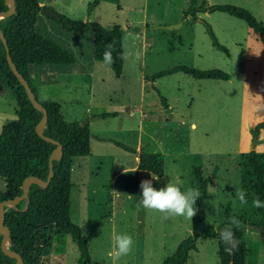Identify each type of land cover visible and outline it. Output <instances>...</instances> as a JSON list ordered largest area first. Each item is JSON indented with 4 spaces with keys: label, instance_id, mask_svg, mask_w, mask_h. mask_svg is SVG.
<instances>
[{
    "label": "rangeland",
    "instance_id": "rangeland-1",
    "mask_svg": "<svg viewBox=\"0 0 264 264\" xmlns=\"http://www.w3.org/2000/svg\"><path fill=\"white\" fill-rule=\"evenodd\" d=\"M41 1L68 20L123 29L124 61L120 76H115L103 61L93 59L90 29L79 39L43 14L36 21L37 31L70 50L77 61L73 66L83 71L72 73L71 65H31L29 80L38 97L58 102L66 122L113 113L90 122L85 175H70L69 215L87 239L92 264H112L107 254L114 234L127 233L134 240L132 252L116 264H161L190 235L185 217L162 221L160 213L137 206L140 182L153 176L136 169L140 149L164 156V174L152 180L157 189L167 183L182 191L194 188L189 165L200 164L209 176L211 195L205 201V220L217 225L229 207L230 217L254 226L245 227V264H257L258 256L264 259V218L252 206L253 176L245 167L251 129L264 121V43L259 36L225 12H197L192 18L189 8L200 0H99L91 12L86 8L92 0ZM216 3L241 6L264 24V0H206V5ZM203 21L226 52L211 44ZM176 65L220 69L229 78L195 79L176 71L154 82L143 80ZM57 67L66 72L58 75ZM0 112V123L16 119L15 102L1 87ZM255 134L253 150L264 151V128ZM241 189L247 204L236 195ZM195 246L184 264H219L215 239L197 238ZM77 255L68 234L53 233L42 264H76Z\"/></svg>",
    "mask_w": 264,
    "mask_h": 264
},
{
    "label": "trees",
    "instance_id": "trees-1",
    "mask_svg": "<svg viewBox=\"0 0 264 264\" xmlns=\"http://www.w3.org/2000/svg\"><path fill=\"white\" fill-rule=\"evenodd\" d=\"M192 2L194 0H191ZM14 12L0 17V28L6 39L11 60L17 71L28 81L36 98L47 113L46 121L42 127V134L58 141L61 151L52 159V176L46 186L32 182L27 198L20 200L16 205L3 207V222L8 227L9 247L16 251L22 264H42V256L49 246L50 233L54 230L66 233L75 244L78 256L76 264H92L88 250V242L82 229L74 223L69 215L70 204V171L73 157L89 154L90 132L88 122H66L59 112L56 101L41 100L35 87L29 80V66L32 64H68L75 61L73 53L58 45L54 41L40 34L36 29V21L41 6L37 0H14ZM98 0L88 2L87 9L96 5ZM9 8L7 0H0V11ZM191 17L196 18L197 12L221 11L243 20L249 28L256 33L264 43V24L254 18L245 8L226 3L206 5V0H200L197 5L189 8ZM63 28L71 31L77 38L84 37L86 30L93 35L92 56L94 60L103 61L105 46L112 44L114 63L109 66L115 76H119L122 69L123 56L121 35L123 29L114 24L110 28L103 27L96 21H71V26ZM211 44L226 52L210 25L203 21ZM181 71L195 79H222L227 80L229 75L220 69L201 70L186 65L172 66L152 75H144L145 80L153 81L161 76ZM0 87L8 91L16 105V120L3 126L0 131V177L5 179L6 192H0V201L11 199L22 194V185L27 176H36L46 179L48 172V156L56 143L40 137L34 126L41 117V111L32 104L25 94L22 84L15 77L8 66L5 57V48L0 40ZM164 102V99H162ZM162 102V103H163ZM165 104V102H164ZM113 114V113H106ZM264 128V121L257 123L251 133H257ZM123 149L136 153L119 141L106 138ZM245 167L253 176L251 196L264 201V151L250 150L245 156ZM165 161L161 153L146 152L142 149L137 153L136 169L153 176L164 174ZM189 172L194 188H198L201 196L195 207L197 214L191 218L190 235L183 238L175 250L166 256L161 264H184L188 253L196 250L197 238H214L217 244V259L219 264H245L244 231L247 221L242 217L238 219L243 223L241 230L235 235L240 241L239 250L234 255L224 251V245L218 244L219 229H222L230 218L229 207L223 211V220L212 225L205 220V201L211 195L208 193L209 176L202 172L201 165L191 161ZM182 191V190H181ZM264 218V208H255ZM1 238V234H0ZM264 242V238H262ZM14 257L4 254L0 249V264H12Z\"/></svg>",
    "mask_w": 264,
    "mask_h": 264
},
{
    "label": "clouds",
    "instance_id": "clouds-1",
    "mask_svg": "<svg viewBox=\"0 0 264 264\" xmlns=\"http://www.w3.org/2000/svg\"><path fill=\"white\" fill-rule=\"evenodd\" d=\"M113 46L111 43L105 46L103 53V62L111 66L115 61L112 56ZM121 59H124L122 56ZM158 176H151V179L142 180L139 184L140 199L137 202L138 207H143L147 212L160 213V219L167 221L177 217H185L191 220L197 214L195 207L197 200L201 193L198 188L187 187L186 190L181 191V187L167 183L164 187L159 189L154 188L152 180H158ZM241 204H247L246 193L243 189L236 193ZM131 199L132 196H129ZM252 206L255 208H264V201L259 197L252 201ZM243 223L235 216L230 217L226 225L219 229L218 244H223L224 251L228 255H234L239 250L240 241L235 235L236 230L243 229ZM134 240L131 235L127 233L114 234L112 237L111 248L108 252V257L112 264H116L122 257L128 256L133 249Z\"/></svg>",
    "mask_w": 264,
    "mask_h": 264
},
{
    "label": "water",
    "instance_id": "water-1",
    "mask_svg": "<svg viewBox=\"0 0 264 264\" xmlns=\"http://www.w3.org/2000/svg\"><path fill=\"white\" fill-rule=\"evenodd\" d=\"M7 3H8L9 8L5 11H0V17L10 15L14 12V7H15L14 0H7ZM39 12L45 14L46 16L54 20L61 21L65 27L71 26L69 20L66 17L60 15L59 13L54 11L51 7H41ZM0 40L2 41L3 46L5 48V57H6L9 68L11 69L15 77L18 79V81L22 84L25 90V94L27 98L29 99V101L32 104H34L37 109L41 111V117L39 121L36 123V125L34 126L35 132L43 139L56 143V146L51 150L48 156V172H47L46 179L43 180L36 176H27L22 185L23 191L21 195L13 197L11 199H4L0 201V234H1L0 249L4 254H8L14 257V261L12 264H22V259L20 255L9 247L8 227L3 222V207L4 205H8V206L16 205L20 200L27 198L29 187L32 182H36L42 186H46L48 184L52 176V159L56 158L58 154L60 153L61 144L58 141H55L52 138L47 137L42 134L41 130L47 118L46 109L37 102L29 86L28 81L17 71L16 67L14 66L11 60L10 54H9L6 39L2 33L1 28H0ZM255 140H256V134H253V143L250 147L251 150H253ZM6 191H7V185L5 183V179L0 177V192H6ZM248 227L254 228V226H248ZM256 229L260 231L259 227H256Z\"/></svg>",
    "mask_w": 264,
    "mask_h": 264
},
{
    "label": "crops",
    "instance_id": "crops-1",
    "mask_svg": "<svg viewBox=\"0 0 264 264\" xmlns=\"http://www.w3.org/2000/svg\"><path fill=\"white\" fill-rule=\"evenodd\" d=\"M49 2V1H48ZM98 2H99V0H98ZM98 2H97V4L96 5H98ZM37 3H38V5L39 6H41V7H49V6H46L45 5V2H43V1H41V0H37ZM96 5H94L93 7H91L89 10L86 8V10L88 11V12H91L93 9H94V7L96 6ZM87 6H88V3H87ZM43 13H38V15H42ZM47 19H51V20H54V19H52V18H50V17H48V16H46L45 14H43ZM38 18V17H37ZM46 19V20H47ZM54 21H56V22H58L59 24H60V27L62 28V29H64L63 28V26H62V24L59 22V21H57V20H54ZM129 27V24H127V28ZM140 29H142V28H140ZM65 30V29H64ZM71 32V31H70ZM136 33V32H135ZM44 36V35H43ZM93 41V40H92ZM121 41H122V35H121ZM122 51H123V43H122ZM74 55V54H73ZM93 57V56H92ZM124 57V56H123ZM123 61H124V59H123ZM77 61H76V57H75V61L73 62V63H68V64H52V63H44V64H32V65H58V66H69V65H71V66H73V65H75V63H76ZM123 65V64H122ZM74 67V66H73ZM30 69H31V65L29 66V75H30ZM55 69V70H54ZM53 70L54 71H56V73L58 74V75H61V73H64V72H66V69L65 68H62V67H57V68H54ZM52 69H50L49 71H53ZM121 71H122V69H121ZM71 72L72 73H78L79 75H82V70H79V68L77 67V66H75L74 67V69L73 70H71ZM121 74V73H120ZM36 75V74H35ZM84 75H86V74H84ZM87 76V75H86ZM120 76V75H119ZM143 80H145L144 79V77H143ZM88 82H90V78L88 77V80H87ZM152 82H154V80L152 81ZM58 103V102H57ZM58 105H59V103H58ZM59 112H60V105H59ZM1 113V112H0ZM108 113H110V112H108ZM2 114V113H1ZM102 117H104V113H99V114H97V115H95V117L93 118H90V120H87V122H88V127H89V124H90V122L93 120V119H96V118H102ZM64 119V118H63ZM16 119H13V120H7V121H3V122H1L0 123V131H1V129L3 128V126L5 125V124H7V123H9V122H13V121H15ZM65 121V120H64ZM73 121V120H72ZM76 121H78V120H76ZM83 121H85V120H83ZM191 125H194L193 123H191ZM111 139V138H110ZM89 154H90V147H89ZM88 154V155H89ZM88 155H84V156H76V157H73L72 158V161H71V171H70V175L73 173V175L75 174V175H77V174H79L80 176H79V178H81L82 179V176H83V174L85 175V170L82 168V167H85V164H86V161H85V159L86 158H88ZM136 159H137V156H136ZM76 160H79V161H76ZM71 181V180H70ZM72 183H71V187H70V189L72 188ZM79 185H82V184H80L79 183ZM261 229H263V225L261 224V226H260V230ZM245 232V231H244ZM53 233H57V234H59L60 232H58L57 230H54L52 233H50V234H53ZM63 233V232H62ZM214 239V238H213ZM72 241V240H71ZM49 247V246H48ZM47 247V248H48ZM46 248V249H47ZM88 248H89V245H88ZM77 253H78V251H77ZM78 256V255H77ZM42 258H43V256H42ZM258 258V262H257V264H264V259L263 258H261L260 256H258L257 257ZM77 259V258H76ZM246 259V258H245Z\"/></svg>",
    "mask_w": 264,
    "mask_h": 264
}]
</instances>
